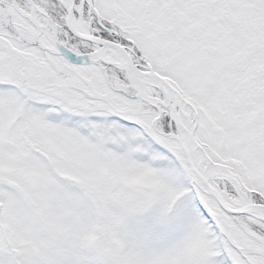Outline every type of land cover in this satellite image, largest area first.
Here are the masks:
<instances>
[{
    "label": "snow or ice",
    "instance_id": "snow-or-ice-1",
    "mask_svg": "<svg viewBox=\"0 0 264 264\" xmlns=\"http://www.w3.org/2000/svg\"><path fill=\"white\" fill-rule=\"evenodd\" d=\"M0 264H264V0H0Z\"/></svg>",
    "mask_w": 264,
    "mask_h": 264
},
{
    "label": "rangeland",
    "instance_id": "rangeland-1",
    "mask_svg": "<svg viewBox=\"0 0 264 264\" xmlns=\"http://www.w3.org/2000/svg\"><path fill=\"white\" fill-rule=\"evenodd\" d=\"M76 118H73V120H75ZM132 183H139V184H148L151 183L150 179L148 177H133L131 178Z\"/></svg>",
    "mask_w": 264,
    "mask_h": 264
}]
</instances>
